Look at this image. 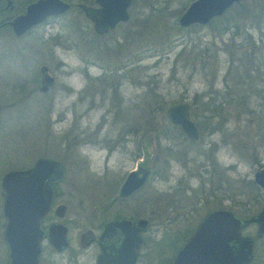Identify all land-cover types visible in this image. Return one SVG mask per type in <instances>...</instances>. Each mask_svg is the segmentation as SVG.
I'll list each match as a JSON object with an SVG mask.
<instances>
[{
	"label": "rangeland",
	"instance_id": "1",
	"mask_svg": "<svg viewBox=\"0 0 264 264\" xmlns=\"http://www.w3.org/2000/svg\"><path fill=\"white\" fill-rule=\"evenodd\" d=\"M190 1L133 0L129 20L102 36L74 11L21 38L0 31V175L40 156L64 165L71 249L89 223L138 212L149 221L139 264H168L208 211L248 217L264 205L252 183L264 166V0L181 27ZM40 64L56 77L45 94ZM182 101L199 131L194 143L164 116ZM137 163L150 169L147 182L119 203L116 190ZM49 251L41 264H65ZM253 253L264 264V237Z\"/></svg>",
	"mask_w": 264,
	"mask_h": 264
},
{
	"label": "water",
	"instance_id": "2",
	"mask_svg": "<svg viewBox=\"0 0 264 264\" xmlns=\"http://www.w3.org/2000/svg\"><path fill=\"white\" fill-rule=\"evenodd\" d=\"M131 0H93L95 6L78 4L85 17L92 23L93 31L103 34L113 29L118 22L127 20L126 9ZM244 0H191L181 11L177 23L181 27L206 25L213 18L223 15L234 4ZM68 9L61 0H38L29 5L26 12L8 22L14 35H21L31 26L40 23L49 15H58ZM41 84L46 89L52 78L41 66ZM168 123L177 126L189 140H197L198 130L189 114L187 102L168 105L164 111ZM65 175L64 166L52 159L38 158L31 168L6 171L0 178L2 189V213L6 220L3 239L8 248V264H37L39 254V221L47 211L52 196V185L61 181ZM149 169L139 164L130 170L119 186L118 195L127 196L143 186L148 178ZM253 181L264 188V166L253 173ZM65 207L59 205L56 216H64ZM250 223L256 224L257 237L264 235V205L248 218H239L229 209H215L203 215L191 235L175 253L171 264H248L251 260L252 240L242 235L241 229ZM139 235H131L132 224L129 220H116L107 223L106 231L118 229L124 234L121 248L117 251L127 253V257L117 264H132L137 249L141 246V232L147 220L139 218ZM49 244L56 250L66 246V227L53 223L47 228ZM92 239L90 230L80 234L83 243ZM82 243V244H83ZM125 256V255H124ZM123 256V257H124ZM107 255L102 253L99 264H105ZM122 257V258H123ZM115 264V263H114Z\"/></svg>",
	"mask_w": 264,
	"mask_h": 264
},
{
	"label": "flooded vegetation",
	"instance_id": "3",
	"mask_svg": "<svg viewBox=\"0 0 264 264\" xmlns=\"http://www.w3.org/2000/svg\"><path fill=\"white\" fill-rule=\"evenodd\" d=\"M37 1L38 0H0V31L7 30V31H9V33L12 36H14L16 38H21V37L29 34L32 31V29H34L35 27L43 25V24H48L51 21L54 22L56 19L61 18V17L65 16L66 14H68V13H70L72 11L77 12V14H78L75 18L78 19L79 16H82L90 24V26L92 28V23L85 17V15L83 14L82 10L78 7V4L81 3V4H84V5H88V6H95L94 3H93V0H61V1H64V2H66L68 4V9L67 10H65L64 12H62V13H60L58 15H49V16L45 17L40 23H37V24L31 26L29 29L24 31L21 35H18V36L14 35L12 30H11V28H10V26H9V24H8V22L11 21L12 19L24 14L26 12V8L29 5L36 3ZM132 3H133V0L130 1L129 6L126 9L127 16H128L126 21L118 22L114 26L113 29H110V30H108L107 32H105L103 34H97V33H95L93 31L94 34L97 35V36L106 35L107 33L111 32L114 29H116L120 24L126 23L129 20V17H130L129 13H130V9L132 7ZM92 30H93V28H92ZM55 64H56L57 68H61L63 66V62L61 60L60 61L57 60V62ZM41 66H45L46 67V73L52 78L51 85L48 86L46 89H41V88H43V85L41 84V80H42V75H41V72H40V67ZM36 76H37V81H38L37 90L40 93H42V94L47 93L50 89H52L54 87V85L56 83V77L49 73L48 67L46 65H44V64H40L38 66ZM235 103H238V102H235ZM189 108H190V105H189ZM168 124H170V123H168ZM171 126H174V125H171ZM196 128H197V126H196ZM173 129L178 130L180 132V129L177 126H174ZM197 130H198V128H197ZM180 134L186 140H188L190 142L194 143V142H196L198 140V139L195 140V141L189 140L181 132H180ZM198 134H199V131H198ZM38 158H48V159H52L54 161L59 162L56 159L49 158V157H46V156H40ZM38 158H36L33 161V163ZM33 163L31 165H29L28 167L24 168V169L31 168ZM139 164H141V163H137L133 169H136ZM141 165H143V164H141ZM145 167L148 168V166H145ZM133 169H131V170H133ZM11 170H13V169H11ZM7 171H9V170H7ZM5 172H3L2 174H4ZM127 173H126V175H127ZM2 174L0 175V178H1ZM149 175H150V169H149ZM149 175H148V177H149ZM125 176H124V178H125ZM124 178H123V180H124ZM123 180L121 181V183L123 182ZM62 181H63V179L61 181L53 183L52 188H51L52 196H51V200H50L49 205H48V209L42 215V217L40 218V221H39V225L38 226H39V231H40V241H39V254H38V258H37V264H41L40 260H41L42 253H43V247L45 245L48 248V251L50 250L49 253H51L52 255H57L59 259H61L62 261L65 262V264H99L98 258H99V256L102 253H104L105 255L108 256V258L104 257L106 259L105 262H104L105 264H114V263L117 264V261L120 260V259L123 261V259H125L127 257V253L118 252L117 250L119 248H121V244H122V241L124 239V234H122V232L119 231L116 228L110 234V233H108L106 231L105 228H106L107 223H109L111 221L129 220V221H131V224H132V230H131L132 233L129 236H131L133 234L139 235V224H138V222H139V218H142V217H139V213L137 212L135 214L125 216V215H121V213L116 211L115 214L113 215V217H111L109 219H103V220H101V222H96V223H91V224L89 223V225L87 227H85L84 229H82L79 232V234L77 236V247L74 248V249H71V248H69L68 238H67L68 227L63 222L64 216H65V211H66V206L64 205V203L61 200L62 191L59 189L60 183ZM146 182H147V180H146ZM121 183H120V185H121ZM252 183L255 184V186L258 189L264 190V188L259 187L254 181H252ZM119 186H118V189H119ZM142 187L143 186H141L140 188H142ZM140 188L135 190L133 193H131V194L127 195V196H123V197L119 196L118 195V190H116L117 192H116L115 200L118 201L119 203H122V201L126 202L133 195H135V193H138ZM2 193L3 192H2V189L0 187V249H2V252H3V255H4L2 264H8L9 263L8 248H7V244L5 243V241L3 239V231H4L6 220H5V218L3 216V213H2V200H3ZM115 200H110L111 203L108 202V204H106V205L111 206L115 202ZM59 205H63L65 207L64 216L62 218L57 217L56 216V212H55ZM118 209L121 212V209L117 208V210ZM257 212L251 214L250 216L255 215ZM236 216L239 217V218H248V217H250V216H248V217L243 216L242 217V216H238V215H236ZM53 223H61L62 225H64L66 227V241H67V244H66L65 247H63L59 251L54 249L49 244L48 239H47V235H46L48 226L53 224ZM250 224H254L255 227H256L255 223H250ZM250 224H248L247 226H249ZM247 226H245V227H243L241 229V234H242V230L245 229ZM148 227H149V221L147 220V226H146L145 230L140 233L141 234V238H142V243H141L140 249L138 247L136 255H135L134 262L132 264H139L140 250H141V248L143 247V245L145 243V239H144L143 234L145 233V231L147 230ZM85 230H90L91 231L92 239L90 241H87V242L83 243L84 241H80V234H81V232H83ZM192 231H191V233H192ZM191 233L183 240V242L180 243L181 245H179V246H177L175 248V250H174L175 253L183 245V243L187 240V238L191 235ZM242 235H244V234H242ZM245 236H248V235H245ZM248 237H250V236H248ZM263 237H264V235H262L261 237H257L256 234H255V238H263ZM255 238H251V240H252V251H251L252 257H251V260L249 261L248 264H253V261L255 259V255L253 253V247H254ZM68 250H70V251H68ZM66 251L68 252L67 255L65 256V258L64 257L62 258V255H64V253ZM175 253H174V255H175ZM174 255L170 258V260L168 261V264H171ZM0 264H1V262H0Z\"/></svg>",
	"mask_w": 264,
	"mask_h": 264
},
{
	"label": "trees",
	"instance_id": "4",
	"mask_svg": "<svg viewBox=\"0 0 264 264\" xmlns=\"http://www.w3.org/2000/svg\"><path fill=\"white\" fill-rule=\"evenodd\" d=\"M241 3L242 2H238V3H236V4H234V6H241ZM214 19H216V18H214ZM214 19H212L211 21H213ZM210 21V22H211ZM194 25H191V26H188V27H193ZM169 127H171V128H174V126H171L170 124H167ZM149 131H152V132H154V130L153 129H148ZM147 132H145V134H146ZM191 233V229L190 230H185L184 232H183V235L181 236V238H182V241L181 242H183V240L189 235ZM180 242V243H181Z\"/></svg>",
	"mask_w": 264,
	"mask_h": 264
}]
</instances>
